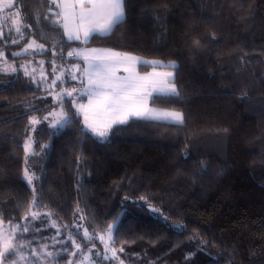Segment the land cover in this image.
Segmentation results:
<instances>
[{
	"label": "trees",
	"instance_id": "trees-1",
	"mask_svg": "<svg viewBox=\"0 0 264 264\" xmlns=\"http://www.w3.org/2000/svg\"><path fill=\"white\" fill-rule=\"evenodd\" d=\"M13 3L10 11L32 17L25 22L33 28L35 14L47 12L46 0ZM15 38L14 29L0 38L8 58L35 39L48 50L36 55L53 59L55 44L64 56L56 59L60 64L81 63L67 56L81 46L164 65L176 61L180 95L150 105L184 114L182 124L132 118L104 141L85 130L81 115L62 128L42 122L32 131L40 155L28 158L29 171L41 177L33 184L41 198L35 210L46 205L58 224L83 225L78 240L84 228L98 237L115 222L112 247L124 248V264H264V0H126L124 20L87 43L67 40L48 22L19 45L11 44ZM150 67L141 64L138 71ZM33 106L39 111L28 110ZM48 107L47 92L24 87L20 77L0 88V212L6 223L13 217L20 222L32 200L22 180L24 142L29 118L42 119ZM65 111L76 113L71 105ZM41 145L48 147L41 152ZM151 207L186 230L147 217ZM92 243L105 253L98 238ZM71 251L50 264H68ZM99 262L109 264L102 256Z\"/></svg>",
	"mask_w": 264,
	"mask_h": 264
},
{
	"label": "snow or ice",
	"instance_id": "snow-or-ice-1",
	"mask_svg": "<svg viewBox=\"0 0 264 264\" xmlns=\"http://www.w3.org/2000/svg\"><path fill=\"white\" fill-rule=\"evenodd\" d=\"M46 3L47 12L35 14L37 27L33 28L31 24L25 22L32 17L21 15L20 10L10 11L15 7L13 0H0V13H3L0 15V38L5 37V35H13L14 29L16 38L11 40V44L19 45L29 33L35 34L40 27L46 26V22H48L61 27L67 40L87 43L95 34L108 35L112 33L126 15V0H46ZM8 21H10V26L7 25ZM6 27L7 30H5ZM213 39L215 38L213 37ZM60 43L62 44L63 40ZM55 48L56 45L54 44L52 48L53 59L47 62L51 65V73L45 70L46 62L43 60L37 62L38 68L32 66V61L20 66L23 68L24 75L29 77L31 82L38 87L41 83L46 85L44 91L52 96L54 105H60L58 111L54 108L52 112L43 117V120L52 117L50 128H62L74 122L75 115L82 114L84 128L104 141L109 137L114 126L126 124L132 118L163 120L179 124L184 122L182 112L159 110L149 106L150 103L173 102L174 98L180 95L175 82L178 66L176 61H169L167 65H164L160 61L141 60L138 57L114 52L111 49L69 51L67 53L69 58L82 56L86 67L81 72L79 64L73 65L71 69L62 64H57L56 59L63 60L64 56L55 51ZM47 51L44 44H39L35 39H32L25 44L24 48L11 53V55L13 57L22 54L36 55ZM117 64L123 66V72L126 75L119 76L116 74L115 65ZM141 64H151L154 70L141 75L136 71L137 66ZM156 66L171 68L172 70L156 71ZM17 72L18 68L9 63L5 52L0 50V73L10 75ZM37 74L39 79H37ZM49 76L53 77L50 81ZM68 76L73 81L79 77L83 87L71 90L62 88L56 92L55 89L59 84L65 83ZM85 79L87 83H85ZM77 95L80 99L87 96V104L77 103L73 99V107L76 108V113L71 114L65 111V98H74ZM28 110L39 111V106H33ZM43 120L32 116L29 118V125L33 131H36L37 126L41 125ZM36 143L37 141L29 137L24 144L25 169L22 180L26 181L28 185H33L35 181L41 179V177L29 172L28 165L29 157L40 155L34 151V144ZM40 147L41 152H43L48 145H41ZM32 192V200L29 202L24 216L20 218V222L13 223L15 219L13 217L6 223L4 213L0 212V264H6L9 257H13L11 264H50V262H54L68 253L69 247L72 251L69 253L68 264H100L99 258L101 256L109 264L113 260L119 261V264H124L119 256V253L124 252V248L112 247L115 244L114 232L118 231L115 222L108 225L106 235L102 234L98 237L84 228L83 237L78 240L77 236H79L83 225L75 221L72 226L58 224L57 220L53 218L57 214L48 211L46 205L43 206V210H35L40 207L41 198L38 197L35 188L32 189ZM143 199L141 197V200ZM153 211H159V209H153ZM77 212H79V208H77ZM79 219L82 220L84 217L81 215ZM37 223L40 227L36 226ZM52 228L56 229L55 235H42L44 230ZM179 228L186 230L184 224H180ZM73 229H75V234H73ZM64 232H67V235H63ZM26 234L31 239L26 238ZM97 238L104 244L105 253L103 254L96 250V245L92 243ZM87 244L92 246L85 250ZM77 257H79L78 260ZM253 258H255V254H253Z\"/></svg>",
	"mask_w": 264,
	"mask_h": 264
},
{
	"label": "rangeland",
	"instance_id": "rangeland-1",
	"mask_svg": "<svg viewBox=\"0 0 264 264\" xmlns=\"http://www.w3.org/2000/svg\"><path fill=\"white\" fill-rule=\"evenodd\" d=\"M9 22H10V21H9ZM31 40H32V39H31ZM37 43H38V42H37ZM39 44H42V43H39ZM0 46H1V44H0ZM23 48H24V47H23ZM45 48H46V47H45ZM0 50H3V51L5 52L6 57H7V61H8L9 63H11V64H14V65L18 68V72H17V73H14V74H10V75H8V74L0 73V88H4V87L8 86L9 83H10V80H11L13 77H20V79L22 80V83H23L24 87H26V88H38V89H41V90L44 91V88H45L46 85H44L43 83H41V84L39 85V87H38L35 83L31 82L30 78H29V77H26V76L24 75L23 68H21L20 66H21V65H26L28 61H32V62H33V65H32V66H36V67L38 68L39 65L37 64V62L43 60V61L46 62V63H45V70H46L48 73H51V71H52V69H51V65L48 67V63H47V62H48V61H51L52 59H51V60H48L44 55H30V54H22V55L17 56V57H13V56L11 55V58H8V55H7V52H6L5 48H2V49H0ZM75 50H91V49H90V47L83 46L82 49H81L80 47H74V48H72L70 51H75ZM13 51H15V50H13ZM13 51H11V53H13ZM18 51H20V50H18ZM18 51H16V52H18ZM85 54H87V53L85 52ZM25 55H27V56H25ZM76 58L80 59L82 62H81V63H77V62H76V63H70V64H62V65H63L64 67H66V68L71 69L73 65L79 64V65L81 66V67H80V71L83 72L84 68L86 67V65L84 64L83 58H82V56H81V57H76ZM144 60H145V59H144ZM147 61H158V60H152V59H149V60H147ZM160 62H161V61H160ZM56 63H57V64H60V63H58V62H56ZM30 68H31V66H30ZM153 70H154V69H150V70H148L147 72H152ZM155 70H156V71H171L172 69H171V68H166V69H164V68H155ZM74 71H75V70L73 69V72H74ZM58 72H59V69H58ZM139 73H140V72H139ZM144 73H146V72H144ZM144 73H140V74L143 75ZM116 74L119 75V76L126 75V73H124L123 71H117ZM52 78H53V77L49 76V81H50ZM37 79H39L38 74H37ZM85 83H87V80H86V79H85ZM81 87H83V85L80 84V78H79V77H78L77 80L73 81V80H71L70 76H68V77L66 78V82H65V83H61V84H59L58 87L55 89V91H56V92H59L62 88H66V89L71 90V89H73V88H81ZM47 95H48V99H49V107L47 108V110H46V112H45V114H44L43 117L47 116L49 112H52V111L54 110V108H55V110H57V111H58L59 108H60V105H59V104H55V105H54V102H53L52 96L49 95L48 93H47ZM65 99H66V106H67V105H71V106H73V99H75L77 103H84V104H87V102H88V98H87V96H84L83 99H80V98H79V95H77V96L74 97V98H65ZM149 106L152 107V108H155V109H159V110H167V109H161V108L153 107V106H151V105H149ZM73 108H74V110H75V112H76V108H75V107H73ZM170 111H177V110H170ZM179 112H180V111H179ZM43 117H42V120H43ZM81 117H82V119H83V115H82V114H81ZM51 120H52V117H49L48 120H43V123H45L47 126H49L50 123H51ZM51 129H56V128H51ZM85 130H87V129H85ZM32 131H33V130L31 129L30 132H29V134H28L27 139H29V137H31L32 140H34V136H33V134H32ZM87 131H88L91 135H93L89 130H87ZM93 136L96 137L95 135H93ZM96 138H97L98 140H100L98 137H96ZM27 139H26V140H27ZM26 140H25V141H26ZM100 141H101V140H100ZM24 144H25V142H24ZM29 172H31V171H29ZM31 173H32V172H31ZM29 186L31 187V189L34 188V185H29ZM153 209H157V208H154V207L149 208L150 214H149V215H146L147 217H155V218H158V219L163 220V221H165V222H168L166 216H165L160 210H159V211H153ZM168 223H169L170 225H172L173 227H177V228H179V224H178V223H172V222H168ZM104 235H106V233H104ZM6 264H8V263L6 262Z\"/></svg>",
	"mask_w": 264,
	"mask_h": 264
},
{
	"label": "crops",
	"instance_id": "crops-1",
	"mask_svg": "<svg viewBox=\"0 0 264 264\" xmlns=\"http://www.w3.org/2000/svg\"><path fill=\"white\" fill-rule=\"evenodd\" d=\"M80 48L82 49L83 46H81ZM90 49L103 50V49H108V48H102V47H90ZM111 50H112V49H111ZM112 51H114V52H119V51H116V50H112ZM119 53H124V52H119ZM127 54H129V55H131V56L138 57V58H140L141 60H144V58L139 57V56H137V55H133V54H130V53H127ZM145 60L147 61V60H149V59H145ZM81 62H82V61H81ZM139 66H140V65H138L137 68H136V71H137V72H140V71H138ZM115 68L117 69V71H123V66H122V65L117 64V65H115ZM156 68H164V67L156 66ZM150 69H153V66L150 67L148 70H150ZM164 69H166V68H164ZM148 70H147V71H148ZM147 71H143V72H140V73H144V72H147Z\"/></svg>",
	"mask_w": 264,
	"mask_h": 264
}]
</instances>
